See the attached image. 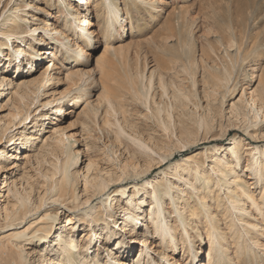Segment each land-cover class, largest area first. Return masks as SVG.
<instances>
[{
  "label": "rangeland",
  "instance_id": "obj_1",
  "mask_svg": "<svg viewBox=\"0 0 264 264\" xmlns=\"http://www.w3.org/2000/svg\"><path fill=\"white\" fill-rule=\"evenodd\" d=\"M60 1L7 0L8 9L12 10L32 3L37 10L45 9L55 14L62 11L65 15L59 17V26H64L66 25L64 17L69 15L68 7L60 6ZM74 1L68 0V3ZM94 1L90 0L87 14L88 19L94 23L92 31L98 33L100 43L95 48L87 46L86 50L91 55L88 62H80L84 60L79 59L80 55L76 57L77 61L69 58L65 49L66 46H70L68 41H64L62 45L61 42L53 40L55 38L53 35H43L49 42L50 39L53 40L52 46H46L47 41L43 43L44 45L37 44L39 49H49L42 59H36L38 71L37 68L33 70L27 61L22 67L12 65L8 69L10 65L8 58L14 55L12 50L3 52L6 59L0 62V76L6 75L10 79L8 87L4 90L0 88V197L8 188L12 190L10 201L14 200L16 193L31 194L34 204L40 198L47 200L43 209L33 219H29L30 223L27 226L24 225L26 229L34 222L36 223L31 228L39 226L47 214L63 212L52 234L61 228L59 226H62L64 218L69 217L76 224L67 232L75 233L81 245L93 246L89 241L90 235L92 233L99 236L101 227L99 224L96 228L93 225L95 230L93 232L88 223L81 224L77 220L90 211H93L90 213L94 215L98 212L107 215L106 210L111 207L114 211L113 219L122 217L121 196L118 191L122 186L129 185L132 194L135 190L132 186L136 183L144 184L146 180L145 176L133 175L119 181L124 174L123 167L126 166L129 174L135 172L133 168H129L132 153L136 154L133 162L138 164L137 172H142L141 169H145L146 163H152L153 170L149 180L154 181L169 165L204 150L205 170L211 172L213 162L217 158L222 162L233 161L237 175L249 181L255 194L260 195L264 181H259L247 166L252 160L251 153L254 147L258 146L264 150V115L263 117L259 115L255 107L250 109L255 91L260 92L262 90L260 88L264 87V0H160L162 2L154 11L155 15H151L150 12L146 14L147 19L143 24L138 21L136 27L139 28L138 31L131 28L126 15L122 28L108 29L107 36H110V40L107 42L104 41L105 37L100 28L110 25L111 14L106 16V13L112 6H105L106 13L103 11L98 15ZM107 1L100 0L104 4ZM116 2L126 10L127 2L124 0ZM75 3L78 4L80 11L82 9L80 1L76 0ZM51 4L53 7H50ZM3 5L5 4L1 3L0 10ZM128 7H132V2ZM7 10L5 16L9 17L10 13ZM26 10L27 13L37 15L42 20L53 22V18L51 19L45 11H33L31 7H27ZM3 20L0 21V29L5 24ZM32 25L31 21L23 24L26 30ZM45 25L43 22L42 26ZM79 25L82 24L75 22L65 33L71 36V30ZM32 35L35 34L30 33L27 41ZM86 36L85 33L82 35L83 38ZM12 41L15 50L23 46L21 40ZM61 48L64 49L63 52L59 51ZM51 49L52 55L49 54ZM106 50L111 51L113 60L107 59ZM44 52L43 50L42 53ZM30 58L28 56L26 59L25 56L17 64L25 59L31 60ZM103 60L104 63L101 62ZM79 68H86L87 72L83 73L86 75L82 76L78 72ZM129 77H133L135 82L128 81ZM133 86L141 90L142 95H147L148 100L142 98L140 102L134 98ZM88 90L90 93L87 94ZM78 97L81 98L77 104L75 101ZM58 98L65 109L61 114L56 112L57 102L53 101ZM256 99L259 102L258 96ZM28 106L32 108L29 120L24 130L19 132H24L25 136L29 137L36 135L39 140L29 141L25 149H21L8 142V137L3 136V130L19 123L14 119L16 115L26 117ZM241 109L243 110L240 111ZM42 112L53 119H44V130L40 132L37 117ZM168 114L171 115L170 119ZM253 122H257V126L251 127ZM204 123H209L210 134L203 128ZM163 125L168 127L165 132ZM51 127L56 130L51 132ZM185 127L189 132L183 136L181 134ZM51 134L55 138L46 141L44 136L48 138ZM232 139L238 141L244 148L237 160L230 151ZM155 145H158V148ZM185 145L188 147L179 150ZM213 147L218 148V152L209 154ZM7 150L8 153L12 151L14 158L6 157L4 153ZM70 152L78 157L77 164L68 174L73 189L77 187L73 184L76 181V177L72 175L74 169H77L82 180L88 179L93 184L101 179L119 181L111 186L106 196L98 194L89 205L82 208L81 212L70 211L68 207L72 206L68 202H63V206L57 204L53 206L50 202L55 198L50 186L54 185L55 181L63 179L62 163L68 160ZM171 153L173 154L167 166L159 164L160 156ZM261 155H264V152L259 153L257 157ZM238 161L240 166L236 164ZM189 164L183 162L182 166L188 168ZM54 174L56 176L52 180ZM174 175L175 173L168 175V181L174 183ZM187 179L188 176L181 182L183 193L188 190ZM85 189L81 195V199L84 200L90 195L86 186ZM158 198L161 196L158 195ZM220 199L223 200L222 197ZM2 200L0 199V203ZM146 201L147 205L143 207L147 212L146 221H149L152 201L150 199ZM164 208L166 218L175 222L177 218L172 210V201H167ZM132 212V217L136 216L139 208L134 207ZM221 216L222 214L219 215ZM139 217L141 216L137 215V218ZM162 218L163 222L160 225L166 222L165 218ZM259 220L262 222L258 225L264 227L262 217H259ZM133 224L134 221L124 224L119 234L123 241L128 242L129 251L132 248L130 259L123 260L120 264H164L163 255L158 249L161 241L157 235L151 237L153 246H157L154 249L157 251L155 255L150 252L149 245L138 246L134 241L128 240L133 233L129 231ZM136 228L138 230L143 228L141 220L137 221L133 229ZM200 229L202 230L203 226H200ZM151 230L152 224L147 223L143 229L144 234ZM12 232L0 233V241H4L7 236L13 234ZM84 234L88 236L83 237ZM26 244L23 249L24 256L36 250L45 252L50 245L54 246L50 241L41 246H36L31 241ZM112 244L108 242L104 244L107 249L109 248V252H106L104 248L99 249V243L96 247L99 249L97 255L106 261L109 254L115 258L124 255L125 248L120 251L117 244ZM259 244L261 250L255 249L258 259L254 260V263L248 261L249 264H264V252H261L264 250V238H260ZM183 248L181 245L178 252L170 250L169 253L181 264H198L187 259L186 255L183 257L181 252ZM208 248L207 240L197 247L199 261L207 259ZM25 258V263L28 264L31 257Z\"/></svg>",
  "mask_w": 264,
  "mask_h": 264
},
{
  "label": "bare ground",
  "instance_id": "obj_2",
  "mask_svg": "<svg viewBox=\"0 0 264 264\" xmlns=\"http://www.w3.org/2000/svg\"><path fill=\"white\" fill-rule=\"evenodd\" d=\"M75 1L72 3H68V0L60 1V6L68 7L69 15L64 17L66 25L59 26V17L61 18L63 15H65L62 11H59V14H55L48 12L45 9L37 10L35 7H33L32 3L28 6L24 5L15 9L13 8L12 10L11 8L8 9L9 2H7V0H0V7L1 3L5 4L0 10V21L4 19L2 22L5 23L0 29V62H2L3 59H6V56L3 52L12 50L14 55L8 58L10 62L8 69L12 65L15 67H22V65L27 61V64H31L30 67H32L33 70L37 68L36 71H38L36 59H42L43 55L49 52V49H39V45H42L43 43L45 44L47 41L46 46H52L51 42L53 40L61 42L62 45L64 41H68L70 46H66L67 48H65L67 56L77 61L76 57L80 55L79 59L84 58V60H81L80 62H88L91 55L88 50H86V48L87 46L95 48L97 44L100 43L99 37L98 33L92 31V26L94 23L88 19L87 13H89L90 9V0H79L80 5H82V9L80 11L78 9V4L75 3ZM124 1L127 2L126 4L123 2L125 4L126 10H123L116 0H108L105 4L101 3L100 0L94 1L98 15L105 11V6H112V9H110L108 13L105 11L106 16H110L111 14L110 25L107 27L101 26L100 28L104 34L105 42L110 40V36H107V31L110 27H113V29L116 30L118 27H123V23L125 21L124 16L128 15V21L131 25V28L138 31L139 28H136L138 21L142 22L143 24L147 19L146 14L151 12V15H155L154 11L158 6H160L162 2L160 0ZM130 2H132V7H128ZM27 7H31L33 11L37 12L45 11L51 19L53 18V22L50 20H42V18L38 17L37 15L27 13ZM50 7H53V5L51 4ZM6 10L8 13H10L9 17L5 16ZM133 11H136V13ZM28 21H31L33 25L27 27L28 30H26L23 24L27 23ZM43 22L46 24L45 27L42 26ZM75 22H79V24L82 25L74 27L73 30H71L72 35L68 36L65 32L68 29L70 30ZM67 26H69V28ZM30 33H34L35 35H32L31 39H28L27 41ZM84 33L87 34L85 38L82 37ZM43 35H53L55 38H53V40L50 39L51 42H49V40H46ZM56 36L59 37L57 38ZM12 40H21L23 46H20L15 50ZM43 50L45 51L44 53H42ZM63 50L64 49L62 48L59 49L60 52H63ZM52 53L53 51L51 49L49 54L52 55ZM25 56L26 59H28V56L31 57V60L25 59L18 65L17 62ZM53 56L56 57L54 54ZM106 57L110 61L113 60L110 50H106ZM101 62L104 63L105 61L103 60ZM8 69L6 70L8 71ZM78 72L84 76L86 74L83 73H86L87 69L79 68ZM227 72L228 71L225 69V73ZM89 76L90 74H88V77ZM9 80V77L7 78L6 75H1L0 88H3L4 90L5 87H8ZM128 81L135 82L133 77H129ZM260 89H262L260 92L255 91L256 93L253 95L250 109L255 107V110L263 117L264 87ZM133 92V97L138 101L141 102L142 98L145 101L148 100V96L142 95L141 90L135 88L134 86ZM88 93H90V90L87 91V94ZM33 94L35 95L36 92H33ZM257 96L259 97V102H261V107H259V102L256 99ZM80 98L81 97H78L75 103L78 104ZM175 99H178V97H175ZM53 101L57 102V105L55 106L57 113L61 114L62 112H65V109L61 106V101L59 98L54 99ZM31 109V106H28V112L25 115L26 117L21 118L20 114L16 115L14 119L19 123H16L13 126L3 130V136L8 137V142L11 143L12 146H19L21 149H25V146L29 141L39 140L38 136L36 135H31L29 137L25 136L24 132H19L24 130L25 125L29 120L28 118L31 114ZM242 110L243 109L240 111ZM168 115V118L170 119L171 115ZM37 118H39L37 127H40V132L44 130V119H53L45 112L40 113ZM255 119L258 120V117ZM51 123L55 124L52 121ZM255 126H257V122H253L251 124V127ZM203 128H205V131L210 134L211 131L209 130V123H204ZM163 129L165 132L168 130V127L163 125ZM55 130L56 129L51 127V132H54ZM182 132L183 133L181 135L184 136L189 131L185 127ZM44 138H46V141H48L54 139L55 136L51 134V136L48 138L46 136H44ZM231 141L232 143L230 146L232 148L230 151L233 155V158L237 160L238 155L243 151L244 148L239 144L238 141H235V139H232ZM187 144L189 145V141ZM188 145L182 146L179 148V150H182V148H187ZM155 146L158 148V145ZM260 148L261 147L257 146L252 149V160L248 162L249 165L247 168L254 172V175L259 179V181H264V155L257 157L259 153L262 154V152H264V150ZM218 150V148L213 147V149L211 148V150H209V154L218 152ZM11 152L12 151L8 153L7 150L6 153L2 152V154H6V157L11 159L14 158V154ZM173 153L160 156L159 164H163L162 166H167L169 163V158ZM204 155V150L193 153L187 158H183V160L169 165L154 181H151L149 180V176L152 174L153 170V167L151 166L152 163H146L144 165L145 169L142 170V168V172H137L139 169L138 164L133 162V160L136 159V154L132 153V159H129V168H133L135 172L129 174L127 172L126 166L123 167L124 169L121 170L124 174L121 175L123 177H120L119 181L124 180V177L130 178L133 175H136V177L142 175L146 177V180H144L145 183L134 184L132 187L135 190L132 192V194H130L131 190L129 185H125L120 188L118 191L119 195L121 196L120 202L122 208V213L120 214L122 217L120 219H113L114 211L112 210L113 207H111L106 210L107 215H102L101 212H98L94 215L92 214L93 211H90L92 213H86L77 220L81 224L88 223L90 227L94 225L96 228L98 224L101 227L99 236L91 233V238L89 239V241L93 244L91 247L85 244L81 245L79 243V238H76L75 233L71 234V232H67L72 225L76 224L73 219L69 217L66 219L64 218L62 226H59L61 228L56 233L52 234V232L55 230V227L57 226V223L61 219L60 216L63 215V212L54 215L47 214L42 218L41 224L39 226L31 228V226L36 223L34 222L29 228L26 229L25 226L30 223L29 219H33V217H35L43 209L47 203V200L40 198L37 203L34 204L32 203L31 194L26 193L23 195L21 193H16L14 195V200L10 201L9 197L12 190L7 188L5 194L0 197V199H3L0 203V233L13 231V234L7 236L4 241H0V264H27L25 263V257H31L28 264H120L123 260H129L130 256L132 255V248L131 251H129L130 247L127 248L128 242L123 241L121 239L122 237L119 236L123 229L122 226L130 221H134V224L129 230L133 233L131 236H129L128 240L131 242L134 241V244L138 246L145 247L149 245V247H151L150 252L155 255L157 251H154V249L157 246H153L151 237L157 235L161 241V245L158 247V249H160L163 255L162 259L164 264H181L180 261L173 258L171 253H169L170 250H172L174 253L178 252V249L181 245L184 246V248L181 250L183 257L186 255L187 259H191L192 262L198 264L199 262L201 264H246L248 261L254 263V260L257 261L259 257L255 249L259 251L261 250L259 240L261 237L264 238V227L258 225L259 222H262L259 220V217H262V220L264 221V185H262L263 191H261L260 195H256L255 191L252 189L251 183L237 175V171L234 169L233 161L225 160L222 162L220 158H217L213 162L214 166L212 171L209 172L204 168ZM77 159V155H73L70 152L68 154V160L62 163L61 169H64V173L63 169L61 170V173H63L64 176L62 180L58 182L55 181L54 185L50 186L55 195V198H52L50 202L52 205L57 204L61 206H63V202H68L72 206L70 207L72 209L68 207L70 205L67 206L70 211L78 210L81 212L82 208L89 205L90 201L94 197H96L98 194L106 196V192L111 188V186L119 181H113L112 179H109L110 181H106L105 179H101L100 181H95L93 184L88 181V179L82 180L81 177H79L77 169H74L72 175L73 177H76V181L73 184H75L77 187L73 189L71 186L72 182L68 177V174H70L72 169L77 164ZM151 160L152 162H155L154 159ZM183 162L190 163L189 167L184 168L182 166ZM236 164L238 166L241 165L239 161ZM173 173H175L174 183L168 181V175ZM55 176L56 175L54 174L51 179L53 180ZM186 176H188V179L186 180L188 190L186 193H183L181 190V182L186 178ZM91 185L93 190H91ZM85 186L87 188V193L91 195H89L86 200L83 198L81 199L82 193H84L86 190ZM222 192H224V195H222ZM158 195H160L161 198H158ZM107 197L110 196L107 195ZM221 197L223 199L222 201H220ZM145 199H150L152 201L149 221H146L147 212L144 209L145 207H143L146 206L148 202ZM169 200L172 201V210L177 218L175 222L166 218L167 214H165L166 210L164 205ZM134 207L139 208V213L137 215H140L141 217L137 218V215L132 217V209ZM145 213L146 216H144ZM169 214L171 215L170 212ZM220 214H222L221 217H219ZM235 216L236 219H234ZM162 217H164V220L166 221L164 225H160V223L163 222ZM138 220H141V225L143 228L140 230H138V228L133 229L137 225ZM147 223L152 224V230L145 235L143 229ZM200 226H203L202 230L200 229ZM90 230L95 232L94 227H92ZM133 234L136 236L134 237ZM86 236H88V234L83 235V237ZM130 238L133 239L131 240ZM206 240L208 241L209 246L207 251L208 256L206 260L199 261L197 247L204 244ZM30 241L35 243L36 246H41L43 243L50 241V243H52L54 246L50 245L48 248H46L45 252L36 250L34 253H28L30 256H24L25 254L23 249L26 247V243ZM106 241L109 244H117V247H120L118 248L120 251L125 248V252L129 251V253L126 254L124 252V255L121 254L119 258L112 257L111 254H109L108 260L106 261L105 258H101L97 255V251H99L101 248H104V251L109 252V248L107 249L104 245L107 243ZM99 243L100 247L97 249L96 247ZM261 252H264V250Z\"/></svg>",
  "mask_w": 264,
  "mask_h": 264
}]
</instances>
